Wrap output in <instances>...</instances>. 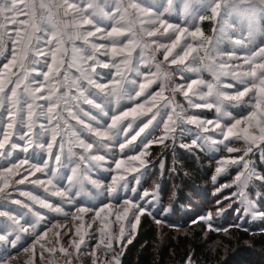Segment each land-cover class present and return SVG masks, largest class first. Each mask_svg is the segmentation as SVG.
Returning a JSON list of instances; mask_svg holds the SVG:
<instances>
[{
  "label": "snow or ice",
  "instance_id": "6c2138e0",
  "mask_svg": "<svg viewBox=\"0 0 264 264\" xmlns=\"http://www.w3.org/2000/svg\"><path fill=\"white\" fill-rule=\"evenodd\" d=\"M180 2L176 0L177 6ZM167 3L168 0H40L39 3L0 0V58L7 59V46L9 42L12 45L11 58L0 68V218H3L0 219V242H9L8 238L15 236L10 241L15 246L21 233L34 228L35 224H29L26 219L29 214L37 223L42 221L43 217L33 210L32 204L71 215L73 221H82L83 214L93 212L97 205L78 199V192L91 185L119 199L115 195L118 191H129L127 176L136 174L133 179L137 186L131 187V196L123 198L118 205L100 207L92 217L101 224L100 243L96 247L108 256L101 264H121L126 244L134 238L141 217L153 216L157 201L155 192H138L151 145L160 143L167 147L165 141L175 144L180 136L193 131L199 139L190 144L181 143L180 147L203 150L204 144L212 143L223 146L228 154L242 153L236 158L222 159L219 163L224 167L218 166L216 173L219 175L228 165H242L243 171L233 182L237 187L233 196L239 198L241 205L249 201L255 204L247 188L254 179L264 182V175L253 174L249 166L252 162L246 158L254 149L264 153V50L251 58L219 55L212 51V42L201 28L190 31L168 22L161 15ZM219 7L217 3L207 18L215 21ZM69 52L71 60H66ZM158 54H162L163 60L157 59ZM169 65L176 66V72ZM73 68L78 75L72 74ZM205 72L211 80L204 79ZM177 73L184 83L175 82ZM222 77H230L236 84H224ZM103 79L108 83L100 82ZM156 83L159 90L150 91ZM236 85L242 86V90ZM233 88L234 93L226 91ZM177 93L183 95L187 107L176 102ZM82 105L96 110L100 118ZM239 106H243L240 112L232 116L229 109ZM194 109L214 110L215 119L201 118L192 112ZM257 131L259 135H255ZM85 133L92 137L91 142L82 138ZM118 140L119 157L111 151ZM237 142L241 146H232ZM17 150L26 155L12 163ZM41 152L47 155L43 164L32 162ZM96 169L110 174L111 182L105 185L92 178L91 173ZM36 173L47 178L29 180ZM13 176L21 178L12 181ZM10 181L11 184L27 181L42 188L45 193L61 198L62 203L76 206V212L65 213L62 207L28 191H20L19 195L32 204L11 199L7 191ZM99 203L103 204V200ZM20 208L28 211L21 212ZM108 209H115L113 223L119 225V230L105 240L106 217L102 213ZM253 211L260 214L257 206ZM243 212L250 215L247 208ZM202 219L211 227V214ZM75 236L79 239L73 238L72 247L79 252L85 244L81 226L75 227ZM43 240V236L37 237L32 245L35 248L40 244L42 261L45 259ZM113 242L121 244L119 250L113 248ZM47 251L52 253L55 249ZM60 251L69 258L67 264H72L73 253L68 248ZM89 255L92 264H98L96 250ZM7 260L0 259V264H7Z\"/></svg>",
  "mask_w": 264,
  "mask_h": 264
},
{
  "label": "rangeland",
  "instance_id": "374dc122",
  "mask_svg": "<svg viewBox=\"0 0 264 264\" xmlns=\"http://www.w3.org/2000/svg\"><path fill=\"white\" fill-rule=\"evenodd\" d=\"M53 2V0H52ZM219 3L220 7L218 9L219 15L215 21L208 19L207 17H210L212 14L213 7ZM161 15L170 22L171 24L177 26V27H183L190 29V31L195 30L194 28H201L204 36H207L211 42H212V51L224 56H232V57H248L251 58L254 56L258 51L264 50V0H181L179 6L176 4V0H168L167 6L163 8ZM201 17H204V19L201 21ZM210 20L213 22V25L210 29V34H206L204 30L202 29V22ZM12 28L9 30L11 31ZM23 31V30H22ZM188 39H191L188 37ZM197 40L201 39V37H197ZM80 41H77V44H80ZM181 43H183V38ZM68 46V45H66ZM194 47L197 45L194 43ZM11 50L12 45L9 42L7 46V51L5 53V58H0V68H2L3 64L7 62L8 59L11 58ZM138 51L136 53H133L134 56L138 54ZM66 60H71V54L69 52L68 56L65 58ZM101 59L107 60V57H101ZM157 59L163 60L162 54L157 55ZM169 68L171 71L176 72V66L169 65ZM12 71H15V68L11 69ZM46 70V69H45ZM107 71V70H103ZM142 71L145 74H148V70L146 68H142ZM155 71V69H153ZM73 75H78L76 73L75 68L72 69ZM133 77H135V74H130ZM191 75V74H186ZM203 77L206 80H211L212 77L209 75V73L205 72L203 73ZM191 78H196L195 76H192ZM42 79V78H41ZM138 80L140 78H137ZM176 83H184L185 81L181 80L179 78V74L177 73L174 76ZM222 82L224 84L232 83L236 84L235 81H232L230 77H222ZM100 82L102 83H108V80L103 79ZM236 87H240L242 90V86L236 85ZM159 90V83L153 84L150 88V91H158ZM229 93H234L235 88L233 89H226ZM165 95H168L166 92ZM247 99V97H245ZM176 102L187 107V101L184 99L183 95L181 93L176 94ZM86 111H91L93 115H97L98 118L99 114L94 109H90L88 105H82ZM241 107H232L229 109L232 116H236L240 110ZM247 109H245V112ZM192 112L198 114L201 116V118L204 119H215V112L209 111V110H192ZM105 120L107 118H104ZM110 122V121H107ZM74 124L75 121H72ZM187 127V126H182ZM192 127V126H188ZM213 136H215V133H212ZM255 135H259L258 131L255 133ZM82 138H84L86 141L91 142L92 137L88 136L86 133L82 134ZM219 138V137H217ZM199 139L198 134L193 131L191 134L185 133L183 136H180L175 144L171 140L165 141V144H167L168 148H174L175 146H179L181 143L190 144L192 140ZM119 140L114 142V146L112 147L111 151L116 153L119 157ZM139 141H137L138 143ZM21 145L23 142H19ZM153 145H159L163 148H167L164 146V144H152ZM232 146H241L240 142L235 143ZM182 148V147H181ZM185 149V148H184ZM187 150V149H186ZM54 153L56 151V148L54 146L53 149ZM77 151H82L81 149H77ZM190 152H202L210 156V158H213V172L211 176L212 183H217L220 178H225V180L221 183L218 182L217 186L212 187V194H219L213 203L215 205H212L210 208L205 209L200 216L197 217V220H200L205 223L207 229H213L216 230L217 227H214L212 221L213 219L224 215V212L227 211L228 207H231V204H235V209L238 211V214H240V218L242 217V220H245V223L248 222H254L255 225L259 226L260 228H264V209L262 206L258 203L259 197H260V188L256 184V180L254 179L249 183V186L247 188V193L249 198L255 203L253 204L251 201L247 202L244 205H241L239 203V198L234 197L233 193L237 191V187L235 183V177L237 174L241 171H243L242 165L241 166H232L228 165L226 167V170L221 172L219 175L216 173V168L224 167L219 162L222 159H232L236 158L242 153H232L228 154L226 150L223 149V146L214 145L212 143L204 144L203 150H200L199 148H194L193 150H188ZM32 152V149H29V153ZM259 156V158L262 159V153L261 150H255L249 154V157L246 159L251 160V164L249 165L251 168V171L256 176H261L260 171L256 168L255 165V156ZM103 154V153H100ZM138 154V153H137ZM25 153L20 152L17 150L16 153H14V157L11 160L12 163H17L20 159H23L25 157ZM151 155V149L150 153L147 155L146 160L148 161L147 167L145 169H142V171L145 172V174L140 179V184L138 186V192L142 193L143 191L147 190L150 193L155 192L157 201L155 203L153 212L157 211L160 207V201H159V195H160V184L156 181V173H161L162 169L164 167L165 161L164 159H161L158 163H153L151 161L152 158H150ZM47 159L46 153L41 152L39 154V157H33L32 162L43 164L44 160ZM2 162V161H0ZM108 163H111V159L108 158ZM138 163V162H137ZM51 164V162H50ZM153 173V175H152ZM159 173V174H160ZM121 174H124L121 172ZM151 174V176H150ZM92 178L99 179L102 184H108L111 182V175L107 172H104L103 170L96 169L92 173ZM136 174L128 175L127 179L129 181V191H118L115 195L118 196L119 199H114V197H110L108 193L103 192L101 189H95L92 188L91 185H88V189H84L77 193L78 199L82 198L84 199L85 203L91 202L95 203L96 209L99 210L100 207H103L106 204H119L122 203L123 198L126 196H131L130 189L131 187L137 186L136 181L133 179V176ZM213 176H216V180L213 181ZM20 176H13L12 181L20 179ZM46 179L47 177L44 176L41 173H36L34 176H29V180L32 179ZM226 184H233L232 187H224ZM10 187L7 189L8 192L11 193V199H19L22 201H25L29 204H32L31 201H29L26 197H22L19 195L20 191H28L32 192L34 195L40 196L42 199H45L48 203H51L55 206H60L64 209L65 213H75L76 212V206L74 205H68L64 204L61 201V198L52 196L50 193H45L42 188H38L31 183H28L27 181L24 184H11L10 181ZM60 187H63V183L60 184ZM218 189H222L219 190ZM135 199V198H134ZM100 200H103V204H100ZM212 201V200H211ZM7 203V201L5 202ZM80 206H86V205H80ZM255 206L260 208V214H257L256 211H253ZM13 208H18L19 206L12 205ZM32 208L34 211L39 212L40 215L43 217L42 221L39 223L36 222L35 218L29 214L26 219L29 221V224H35L34 228L29 227V231L27 233H21V239L20 241L13 246L10 241L15 239V236H10L8 238L9 242H0V259L2 258H8L7 264H67V259L65 255L60 251L61 248H68L72 253V257L70 258L72 260V264H92V259L90 258L89 253L95 249L96 255L99 257L98 264H101V262L108 259V256L104 254L100 249H97V244L100 243V221L96 220L93 221L92 217L94 216V211L83 214V220L82 221H73L71 215L65 216L63 214H58L55 212H52L48 209L42 208L39 204H32ZM247 208L250 215H245L243 212V209ZM168 210V209H166ZM19 211L21 212H27L28 209L26 208H20ZM218 212H220V215H216ZM165 213L164 211L161 213ZM208 214H211V220L210 224L211 227H209V222L206 219H202L208 216ZM102 216L106 217V223L103 225L104 233H105V240L110 239L111 235L115 232H118L119 225L116 223H113L115 221V209H108L105 213H102ZM3 219V218H0ZM23 222V221H22ZM54 224H60L63 227L59 229H55L52 226ZM91 225V227H89ZM28 225H26L27 227ZM81 226V233L85 235V244L81 245V250L77 252L72 247V240L75 238L78 240L79 238L75 236V227ZM239 227L243 225H237ZM126 227V222H125ZM245 227V226H244ZM71 228V231L68 232L67 229ZM51 229V231H50ZM218 230V229H217ZM137 231V230H136ZM57 232H59L61 235L57 236ZM67 232V234H65ZM46 233V235H45ZM136 234V232H135ZM134 234V236H135ZM43 236L44 240L41 241V243H44L45 251L43 253V257L45 258L43 261L41 260V252H40V244H36L35 248L32 247L33 243L36 241L37 237ZM91 237V238H89ZM133 240V239H132ZM131 240V241H132ZM129 243L126 244V246ZM103 244H101V248H103ZM121 244L113 242V248L116 250H119ZM29 249V252H25V249ZM49 248L55 249L54 252L49 253L47 250ZM126 248V247H125ZM8 254V255H7Z\"/></svg>",
  "mask_w": 264,
  "mask_h": 264
},
{
  "label": "trees",
  "instance_id": "16d2710c",
  "mask_svg": "<svg viewBox=\"0 0 264 264\" xmlns=\"http://www.w3.org/2000/svg\"><path fill=\"white\" fill-rule=\"evenodd\" d=\"M212 25L210 20L202 22L206 34ZM150 158L153 163L165 161L162 172L154 175L160 184V207L153 216L141 217L121 264H264V228L254 222L246 224L235 204L213 219L218 230L207 229L197 220L218 199L212 187L225 180L212 183L213 158L179 146L159 145L151 146ZM255 158L256 168L264 175V161L257 153ZM255 182L260 188L258 203L264 209V182ZM161 209L168 210L161 214Z\"/></svg>",
  "mask_w": 264,
  "mask_h": 264
},
{
  "label": "crops",
  "instance_id": "0c3cea01",
  "mask_svg": "<svg viewBox=\"0 0 264 264\" xmlns=\"http://www.w3.org/2000/svg\"><path fill=\"white\" fill-rule=\"evenodd\" d=\"M4 2H6V0H4ZM35 2L36 3H39L40 2V0H35ZM49 2H52V0H49ZM53 2H54V0H53ZM8 28L10 29V28H12V25L9 23V25H8ZM66 47H70V46H66Z\"/></svg>",
  "mask_w": 264,
  "mask_h": 264
}]
</instances>
